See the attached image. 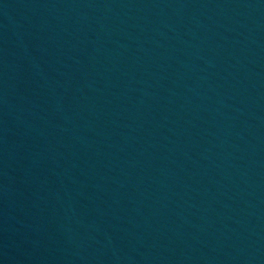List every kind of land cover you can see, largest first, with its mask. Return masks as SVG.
Segmentation results:
<instances>
[{
    "label": "water",
    "instance_id": "water-1",
    "mask_svg": "<svg viewBox=\"0 0 264 264\" xmlns=\"http://www.w3.org/2000/svg\"><path fill=\"white\" fill-rule=\"evenodd\" d=\"M0 264H264V0H0Z\"/></svg>",
    "mask_w": 264,
    "mask_h": 264
}]
</instances>
